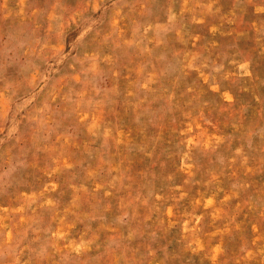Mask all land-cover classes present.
<instances>
[{
	"label": "rangeland",
	"instance_id": "obj_1",
	"mask_svg": "<svg viewBox=\"0 0 264 264\" xmlns=\"http://www.w3.org/2000/svg\"><path fill=\"white\" fill-rule=\"evenodd\" d=\"M0 264H264V0H0Z\"/></svg>",
	"mask_w": 264,
	"mask_h": 264
}]
</instances>
